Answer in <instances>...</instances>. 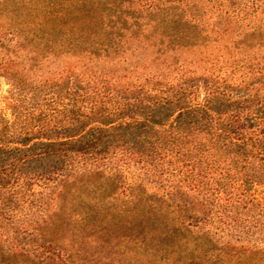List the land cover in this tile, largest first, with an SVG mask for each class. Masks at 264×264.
Here are the masks:
<instances>
[{
    "label": "trees",
    "instance_id": "16d2710c",
    "mask_svg": "<svg viewBox=\"0 0 264 264\" xmlns=\"http://www.w3.org/2000/svg\"><path fill=\"white\" fill-rule=\"evenodd\" d=\"M144 1L147 12L165 10ZM228 1L209 2L227 10L229 26L247 23L252 42L224 47L229 60L213 50L201 75L177 61L131 67L124 82L65 71L36 85L11 74V118L0 114L8 251L45 253L72 223L74 235L139 223L135 245L149 264H264V0ZM126 10L123 0H0L10 18L0 71L13 45L37 59L100 58L153 39L155 63L180 50L202 56L213 43L197 11L173 9L152 33ZM56 200L71 212L66 230L43 228Z\"/></svg>",
    "mask_w": 264,
    "mask_h": 264
},
{
    "label": "rangeland",
    "instance_id": "374dc122",
    "mask_svg": "<svg viewBox=\"0 0 264 264\" xmlns=\"http://www.w3.org/2000/svg\"><path fill=\"white\" fill-rule=\"evenodd\" d=\"M157 1L165 5L164 11L147 12L144 9V0H123V7L127 9L123 12H128L129 10L135 13L136 17H141L144 20V22L140 23L143 26L142 29L153 33L159 30L160 22L164 18L162 15L172 14L174 12L172 11L173 9H177L178 14L183 16L190 15L191 10L192 13L197 11V15L205 23L201 30L205 31V34L212 35L213 43L211 42L208 45V51L201 56L199 50H180L167 56H158L159 60L154 63L157 57H152V54L156 52L151 46L153 39L150 40L152 43L142 41L130 45L132 49L121 56L112 55L100 58L65 53L55 59L53 57L37 59V55L34 54L31 48L24 49V47H21L22 49H20L19 45H13L14 47L10 50H5L3 53L5 56L4 62H7L6 66L9 71L8 73L0 71V114L6 111L8 118H11L12 105L5 100L10 97L12 91L11 74L29 83L35 82L36 85L45 80H55L65 71H70L85 78L104 77L124 82L129 77H133L130 72L131 67L135 69L138 65L144 66L146 64H154V67H156L157 64H162L163 62L171 63L177 61L179 65L188 66V70H196L198 75H201L204 72V68H211L206 65L205 60L216 58L210 56L213 50H216L215 54L217 57L226 54L224 58L229 60L228 52L225 53L224 47H232L234 42H238L245 44H242L241 47V50H245L252 42L248 37L251 34V28L247 27V23L239 26H229L225 15L227 10H220L219 4H216L215 7L212 2H209L210 0H169L170 2L168 3V0ZM243 1L246 2L248 0H231V3L238 4ZM229 2H227L228 5L231 4ZM139 12H144V14L140 15L138 14ZM262 19L264 20V15ZM151 20H154L155 23H152ZM9 21L10 18L0 12V29H4V31L8 29ZM129 24L132 25V23ZM212 30H214V33L211 32ZM225 30H227V33L223 32ZM218 32L224 34L222 35L223 40H220V38L219 42L215 43ZM247 41L249 43H246ZM255 52L256 49H252L250 53L253 56ZM231 53L235 54L232 51ZM236 56H239L236 57L237 59L240 58V55ZM1 63L3 64L0 61ZM225 70L223 69L222 74H226ZM138 72L134 76L143 74L142 71ZM70 213V210L60 208L56 200L54 207L50 208L51 219L47 220L48 222L43 228L49 230L57 227L61 230H66L68 224L66 215ZM72 227H74L73 223L71 229H73ZM71 229L69 233L65 232L64 239L60 244L54 243L51 248H48L45 253L41 252V254L32 252L27 254L19 249L10 252L7 250L8 244H4L0 240V264H149L145 249L141 248L139 251V247L135 245L137 243L135 238H141L138 234L141 232L139 223L132 225L123 223L118 228H109V230L102 228L82 235L77 233L74 235ZM46 247H48L47 242Z\"/></svg>",
    "mask_w": 264,
    "mask_h": 264
}]
</instances>
